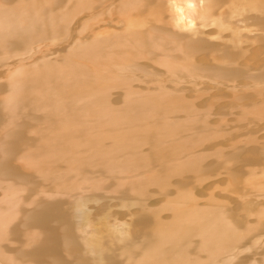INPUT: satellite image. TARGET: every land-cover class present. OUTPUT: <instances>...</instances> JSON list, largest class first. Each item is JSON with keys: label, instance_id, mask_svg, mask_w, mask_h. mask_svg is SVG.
<instances>
[{"label": "bare ground", "instance_id": "obj_1", "mask_svg": "<svg viewBox=\"0 0 264 264\" xmlns=\"http://www.w3.org/2000/svg\"><path fill=\"white\" fill-rule=\"evenodd\" d=\"M213 26L264 40V0H0V264H260L264 139L210 110L261 120L264 66Z\"/></svg>", "mask_w": 264, "mask_h": 264}, {"label": "rangeland", "instance_id": "obj_2", "mask_svg": "<svg viewBox=\"0 0 264 264\" xmlns=\"http://www.w3.org/2000/svg\"><path fill=\"white\" fill-rule=\"evenodd\" d=\"M259 5V4H258ZM250 13V12H249ZM248 12L246 14H249ZM252 13V12H251ZM97 14V11H94V12H90L89 14L88 13H85V14H82L83 16H92V15H96ZM142 13L140 12H137L135 11L133 13V15H141ZM81 15V16H82ZM103 15H109L108 13H104ZM82 19L79 20V22L81 21ZM101 26H106L108 28H112L115 26V24L112 22V21H104V22H100V23H96L94 26H93V29H97ZM232 28H228L227 30H225L223 33L219 34V29L216 27V26H213L212 29H210L211 34H212V42L214 43H217V44H221V45H224V44H227V43H230L234 46V49L237 50V51H241V57L239 59V64L242 65V66H245L247 67V69H251L250 71H256L257 69L261 68L262 66H264V40L262 41H259L254 39L252 37V33L250 32L251 29H245L246 32H250V33H246L245 35H243L244 33L241 32L239 35L238 33L235 31H232L231 30ZM208 31V30H207ZM208 31V32H210ZM231 31V32H230ZM232 33V34H231ZM233 34H236V37L234 36L233 37ZM91 35V32H86V36H90ZM232 35V36H231ZM249 35L251 36L249 38V40L246 38L247 36L249 37ZM75 36V32H73V36L71 37L70 41L74 38ZM90 38V37H89ZM238 38V39H237ZM242 38V39H241ZM253 39L255 41H253ZM243 40V41H242ZM248 42H247V41ZM251 41L255 42L253 44V42L251 43ZM263 42V43H262ZM65 44V45H64ZM67 43H59L57 45V47H64L66 46ZM256 44V45H255ZM252 45V46H251ZM260 45V46H259ZM243 49H246L245 51ZM249 49V51H247ZM246 55V57H245ZM242 58V59H241ZM198 60H200V63L202 65H211V66H214V65H217L219 63V59L217 58V56L212 57V58H209V56H207V54L205 55V53L203 54H200L198 56ZM152 61L148 60V59H143L142 60V63L144 64H152L151 63ZM263 64V65H262ZM249 67V68H248ZM256 69V70H255ZM242 81L247 85L248 83V79H242ZM209 88V90H213L212 89V85L207 83L206 84ZM190 89L187 93L188 96H191L193 94H198L197 95V104L200 108H204L206 107V103L207 101H209L207 98H211V97H214V90L212 91L211 94H206L207 92H199V89L198 87H192V86H189ZM193 89V90H192ZM196 90V91H195ZM217 91V92H216ZM196 92V93H195ZM215 92L216 93H222L224 92V90H220V89H215ZM191 93V94H190ZM203 93V94H202ZM215 93V94H216ZM218 93V94H219ZM217 94V96H218ZM202 95V96H200ZM262 98L264 99V94L262 95ZM232 98H229L228 100H230ZM231 101V100H230ZM227 103L226 100H222L219 102L216 101V102H213V104L211 105V114L212 117H211V121L212 123H215L216 125L218 126H222V128H230V129H236L234 130V134H238L237 132H241L243 134L246 135V133L248 134H254V133H257L259 135V138L261 140L264 139V109L262 110V113L260 116H263L261 120H257V123L256 124H250V119H245V117H242L241 114H239L238 112L236 111H232V110H229V111H226V110H223V107L224 105ZM226 106V105H225ZM213 109V110H212ZM214 111V112H213ZM225 112H228V113H225ZM230 112V113H229ZM221 113V114H220ZM224 113V114H223ZM241 115V120L239 119ZM250 115V114H249ZM247 115V116H249ZM245 119V121H244ZM263 121V122H261ZM247 122V123H246ZM251 131V133H250ZM254 131V132H253ZM245 138V137H243ZM258 138V139H259ZM259 139V140H260ZM221 143L223 145H226V144H230L227 140H223V142L221 141ZM227 147V145H226ZM248 152V150L246 151V153ZM245 153V154H246ZM253 157L252 156L251 158H247V157H244V159H249L248 163L246 164V167L244 168L246 171L248 170H251V173L254 174L256 173V169H258V172L261 173V171H264V167H262V165L258 166V163H257V159L254 157V160H253ZM253 161V162H251ZM13 164H17L16 162ZM254 165V166H253ZM243 166V165H242ZM247 166H249L250 168H247ZM257 167V168H256ZM238 168H241L240 166ZM247 168V169H246ZM253 168V169H251ZM261 168V169H260ZM255 169V170H254ZM255 172H254V171ZM253 171V172H252ZM264 172H262L260 175H262V178H264ZM225 175H219L217 177H214L212 179H210L211 181H207L202 187H200L199 189H197V193L200 195L201 193V196L206 192H211V190H213V193L215 196H218L220 197V193H224V191L221 189H213L212 186L216 183H220V184H223L225 182ZM212 188V189H211ZM220 188V187H219ZM210 189V190H209ZM215 190V191H214ZM213 193H211L213 195ZM225 194H228L227 196H223L225 199L229 200L232 204H233V207L234 208H237L239 207V202L241 200V198L238 196V195H234L233 193H225ZM230 194V195H229ZM222 196V195H221ZM160 198L159 196L155 197V200L154 202L155 203H159L160 201ZM243 199V198H242ZM202 202H204V200L202 199ZM110 206V207H109ZM108 208H110V210L112 211L111 213L112 214H115L116 216H118L120 219H123V218H127L126 216V211L122 210V209H119L118 206H116L114 208V206L111 204L109 205ZM118 208V209H117ZM115 209V210H114ZM97 210H99L97 207H96V210L95 212H97ZM115 212V213H114ZM123 214V215H122ZM166 215L168 216L169 213H166ZM260 239H263L264 240V236H261ZM260 251L262 252V254L260 253ZM257 253L258 255L257 258L259 259L258 262L260 264H264V260H262L263 256H264V243L262 242V244H260L258 247H257ZM250 253H246V256L249 255ZM260 259L263 261L260 262Z\"/></svg>", "mask_w": 264, "mask_h": 264}]
</instances>
